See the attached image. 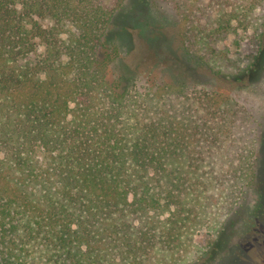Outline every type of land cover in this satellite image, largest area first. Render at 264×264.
<instances>
[{
  "label": "trees",
  "instance_id": "16d2710c",
  "mask_svg": "<svg viewBox=\"0 0 264 264\" xmlns=\"http://www.w3.org/2000/svg\"><path fill=\"white\" fill-rule=\"evenodd\" d=\"M127 1L0 0V264H187L215 200L260 173L248 109L184 79L193 60L233 79L230 35L259 29L264 57V0H160L183 76L130 84L112 31Z\"/></svg>",
  "mask_w": 264,
  "mask_h": 264
},
{
  "label": "rangeland",
  "instance_id": "374dc122",
  "mask_svg": "<svg viewBox=\"0 0 264 264\" xmlns=\"http://www.w3.org/2000/svg\"><path fill=\"white\" fill-rule=\"evenodd\" d=\"M177 22V14L167 2L127 1L112 24L113 35L122 49L124 64L120 71L125 83L130 84L136 76L159 82L170 73L175 75L174 83L181 79L186 58ZM225 44L236 63L233 79L229 70L215 76L206 65L193 60L196 65L185 73L188 75L184 81L192 79L193 72L199 73L198 79L210 88L242 103L257 128V145L263 160L257 179L233 207L222 206L224 195L215 200L204 225L192 233L191 259L187 264H264V57L259 55L260 30L230 35ZM225 149L215 159L222 165L229 163ZM214 193L209 191L203 201L208 203ZM218 204L220 207L216 208Z\"/></svg>",
  "mask_w": 264,
  "mask_h": 264
}]
</instances>
